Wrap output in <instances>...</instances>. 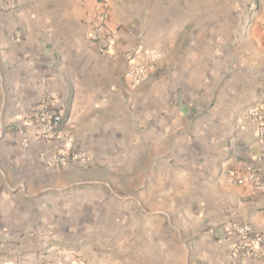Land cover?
I'll return each instance as SVG.
<instances>
[{
  "label": "crops",
  "instance_id": "1",
  "mask_svg": "<svg viewBox=\"0 0 264 264\" xmlns=\"http://www.w3.org/2000/svg\"><path fill=\"white\" fill-rule=\"evenodd\" d=\"M109 1L115 45L101 51L99 0H0V240L57 250L34 264H97L135 243L160 256L178 248L163 218L184 216L190 264H264V192L228 173L264 171L248 117L264 103V0H228L251 16L231 38L227 0ZM135 47L160 56L140 86L125 77ZM45 105L62 116L57 141L29 122ZM66 139L87 162L52 164ZM162 159L173 183L146 185V160ZM240 224L259 232L253 254L234 250Z\"/></svg>",
  "mask_w": 264,
  "mask_h": 264
},
{
  "label": "built area",
  "instance_id": "2",
  "mask_svg": "<svg viewBox=\"0 0 264 264\" xmlns=\"http://www.w3.org/2000/svg\"><path fill=\"white\" fill-rule=\"evenodd\" d=\"M100 1V13L97 23L91 33L92 41L101 51L110 50L115 45V38L109 27L111 4L109 0ZM127 69L125 77L134 86L142 85L149 75L157 69L160 56L152 49L135 47L125 52ZM248 117L256 122L258 134L262 140L264 137V103L252 107L248 111ZM34 127L35 135L47 140L57 141L61 137L62 116L58 112L51 111L48 106L29 119ZM87 162L84 155L73 152L70 139L64 140L63 152L56 156L52 164L58 165L68 161ZM228 173L238 185L252 186L256 190L264 192V171L254 164L249 163L243 170L229 169ZM237 241L234 250L245 254H253L258 246L259 232L250 224H240L235 228Z\"/></svg>",
  "mask_w": 264,
  "mask_h": 264
},
{
  "label": "rangeland",
  "instance_id": "3",
  "mask_svg": "<svg viewBox=\"0 0 264 264\" xmlns=\"http://www.w3.org/2000/svg\"><path fill=\"white\" fill-rule=\"evenodd\" d=\"M234 1H225L227 7V15H226V35L227 38H231L239 36L237 32L240 30V24L242 25V29L244 30V26L247 25L246 29H248V25L251 23V16L249 15H241V16H234L230 15L229 6L233 5ZM244 2V1H243ZM197 3V0L195 1ZM200 17V16H199ZM198 18L195 16V19ZM196 22V21H195ZM245 33V31H243ZM244 33L242 36L244 37ZM169 162L166 159L158 160V161H151L146 160L147 166V173L145 176V184H154L157 183L158 185L173 183L175 177L171 178L168 174ZM133 183L136 185L137 178L134 179ZM132 210L135 212L138 210L137 204L132 207ZM167 212L168 209L165 208L163 210ZM173 211V209H172ZM164 216V214H162ZM166 218V217H165ZM172 222L168 223L166 219L163 218V232L167 235L168 238L174 239L177 238L178 240V248L171 247L163 252V254L159 255H152L148 254L146 256H139L138 254V246L137 243L134 245H130L131 255L124 254H114L112 255L113 250L109 249V247H104L99 250V253L95 255L97 260V264H190V260L188 259L187 250L185 247L179 245L180 238H186L187 236L192 237V232L189 233L185 230V217L184 216H176L171 217ZM177 228V229H176ZM200 232V231H199ZM197 232V233H199ZM195 233V232H194ZM176 242V241H173ZM24 246H20L19 244H15L14 242L10 241H1L0 240V264H34L38 262L40 259L47 257V259H58V255L56 252L57 250H52L51 245L47 243L46 245H36V248L30 249L23 244ZM125 251V250H124ZM55 252V254H51ZM127 258V259H126ZM61 259V258H60ZM79 260L78 264H85V260L83 257H76ZM63 263V262H62ZM60 263V264H62Z\"/></svg>",
  "mask_w": 264,
  "mask_h": 264
}]
</instances>
